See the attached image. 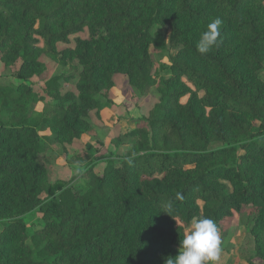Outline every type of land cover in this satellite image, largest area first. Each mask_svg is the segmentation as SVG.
<instances>
[{
	"label": "trees",
	"instance_id": "16d2710c",
	"mask_svg": "<svg viewBox=\"0 0 264 264\" xmlns=\"http://www.w3.org/2000/svg\"><path fill=\"white\" fill-rule=\"evenodd\" d=\"M215 18L222 42L200 54ZM156 27H170L169 41ZM169 45L171 76L158 79L151 49ZM62 53L81 66L76 93L59 87L67 75L42 92L26 84ZM0 59L19 64L23 82L0 84V264H167L194 217L220 229L250 205L264 264V0H0ZM119 74L136 94L156 88L146 127L126 135L124 159L89 170L86 190L50 183L40 132L91 133L89 113L109 106L102 98ZM36 210L45 225L29 235Z\"/></svg>",
	"mask_w": 264,
	"mask_h": 264
},
{
	"label": "rangeland",
	"instance_id": "374dc122",
	"mask_svg": "<svg viewBox=\"0 0 264 264\" xmlns=\"http://www.w3.org/2000/svg\"><path fill=\"white\" fill-rule=\"evenodd\" d=\"M155 32L164 34L169 41L170 27H156L153 33ZM78 37L87 38L86 35L71 37V42L59 44L58 50L62 52L66 49L75 48ZM175 53L176 50L172 45H169L166 51L156 52L151 49L154 76H157L158 79L170 78V56ZM67 55L66 53L60 54L56 61L45 59L49 71L42 76L33 78L26 84L33 86L36 91L42 92L46 86V81L55 76L67 75L71 79L61 80L59 87L64 94L69 91L76 93L81 66L78 61L70 59ZM18 67L19 64L6 66L0 59V84L17 86L23 83L15 76ZM262 76L264 78V73ZM115 80V87L102 98L106 103H109V106L101 111L99 116L94 111L89 113L87 120L92 125L91 133L83 135L81 139L67 141L52 139L50 131L40 132L42 138L49 145V150L41 155V162L48 170L50 183L62 182L66 185V189L86 190L89 183V170L92 168L95 172L102 173L109 160L124 159L134 143V140L126 138V135L137 128L146 127L145 119L159 101L160 96L156 88L151 89L145 95H139L129 87V80L126 75L119 74ZM44 109V103L37 106L39 111ZM218 146L214 145L215 148ZM199 204L203 207L202 202ZM255 217L254 208L250 205L244 206L241 211L234 212L233 216L222 220L219 229L222 241L221 255L226 256L233 252L243 255L242 260L248 264H263L261 259L255 257V236L252 233ZM25 219L29 228V235L45 225V219L40 210L28 214ZM3 229V222L0 221V234ZM189 229L190 225L187 226L186 232ZM233 239H237L238 244L229 242Z\"/></svg>",
	"mask_w": 264,
	"mask_h": 264
},
{
	"label": "clouds",
	"instance_id": "9594fccd",
	"mask_svg": "<svg viewBox=\"0 0 264 264\" xmlns=\"http://www.w3.org/2000/svg\"><path fill=\"white\" fill-rule=\"evenodd\" d=\"M222 23L220 18H215L200 34L196 45L200 54H207L222 42ZM180 198L178 193L177 199ZM221 243L220 232L213 219L194 217L181 241L178 256L169 258L167 264H216L221 255Z\"/></svg>",
	"mask_w": 264,
	"mask_h": 264
},
{
	"label": "crops",
	"instance_id": "0c3cea01",
	"mask_svg": "<svg viewBox=\"0 0 264 264\" xmlns=\"http://www.w3.org/2000/svg\"><path fill=\"white\" fill-rule=\"evenodd\" d=\"M229 242L238 244L237 239H233ZM243 257H244L243 255L234 254L233 252H231L230 254H227L226 256L220 255V258L216 262V264H248L245 260H242ZM259 264H262V263H259Z\"/></svg>",
	"mask_w": 264,
	"mask_h": 264
}]
</instances>
